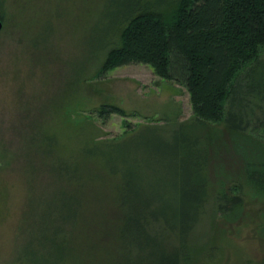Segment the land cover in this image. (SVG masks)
I'll return each mask as SVG.
<instances>
[{"label":"trees","instance_id":"trees-1","mask_svg":"<svg viewBox=\"0 0 264 264\" xmlns=\"http://www.w3.org/2000/svg\"><path fill=\"white\" fill-rule=\"evenodd\" d=\"M21 6L17 0H0V51L15 37L24 45L17 35ZM118 12L105 41L86 59L103 51L97 76L119 66L147 64L160 78L187 89L195 117L143 129L156 133L167 147L165 154L170 152L190 174L182 188H174L177 193L169 198L146 194L142 178L128 167L132 137L101 140L93 135L90 122L75 116L84 110L83 102L74 100L73 86L66 87V76L60 74H55L59 85L47 77V90H56L53 97L30 99L6 126L0 118V163L16 171L18 162L31 160L28 156L40 157V165L23 164L17 172L42 170L61 183L67 227L55 231L61 241H52L50 257L75 252L74 264L84 258L88 264H193L192 238L210 208L214 225L218 215L229 223L241 217L244 185L264 196V0H125ZM42 42L46 56L30 58L53 73L49 65L59 61L56 44ZM79 67L72 69L82 83L86 79L79 75L86 68ZM97 112L103 118L125 115L111 104ZM64 130L75 132L76 145L62 139ZM172 238L179 245L171 247ZM131 245L145 249V255L121 261ZM23 251L15 263H29L30 256L37 264H50L42 263L30 246Z\"/></svg>","mask_w":264,"mask_h":264},{"label":"rangeland","instance_id":"rangeland-1","mask_svg":"<svg viewBox=\"0 0 264 264\" xmlns=\"http://www.w3.org/2000/svg\"><path fill=\"white\" fill-rule=\"evenodd\" d=\"M17 1L24 7V14L19 16L21 29L17 33L24 45L20 47L19 38L15 37L0 51V118L3 125L17 119L35 96L42 101L47 96L53 97L56 90H47V77L55 79V84L59 85L61 81L55 74L64 75L66 87L73 86L74 100L84 104V110L75 116L90 122V132L101 140L132 137L127 153L128 167L142 178L145 193L174 196L177 193L174 188H182L190 174L181 168L178 160L169 156L170 152L165 154L167 147L159 142L156 133L143 129L164 127L176 120L183 122L195 117L189 92L176 82L160 78L147 64L119 66L97 76L104 60L103 51L86 59L105 41L102 37L120 15L118 9L125 0ZM43 40L56 44L59 61L49 65L53 73H46L43 66L35 62L36 57L46 56ZM116 41L114 37L113 43ZM32 55L34 60L30 58ZM82 64L86 71L79 78L86 80L79 83L72 68H82ZM103 104L120 107L125 115L112 114L103 118L97 112ZM62 137L69 146L78 141L74 131L64 130ZM231 155L235 161L237 154L232 151ZM27 158L31 160L18 164L21 167L34 162L40 165L43 161L40 157ZM20 165L15 171L2 169L0 163V264H14L29 246L30 251L41 256L42 263L74 264L75 252L57 258L48 254L56 239L55 231L65 226L61 183L42 170L28 175L17 172ZM234 166L236 173L240 165ZM243 193L245 206L237 220L225 223L218 215L214 225L209 207V217L198 226L192 238L196 249L193 264H264V196L247 185ZM93 206L98 210L94 201ZM56 240L60 242L61 238ZM168 242L171 247H175V243L179 245L175 238ZM145 252L131 245L121 261L143 257ZM28 257L30 262L25 263L26 259L24 264H37ZM80 260V264L90 261Z\"/></svg>","mask_w":264,"mask_h":264},{"label":"water","instance_id":"water-1","mask_svg":"<svg viewBox=\"0 0 264 264\" xmlns=\"http://www.w3.org/2000/svg\"><path fill=\"white\" fill-rule=\"evenodd\" d=\"M4 29V23L2 20H0V32H2Z\"/></svg>","mask_w":264,"mask_h":264}]
</instances>
